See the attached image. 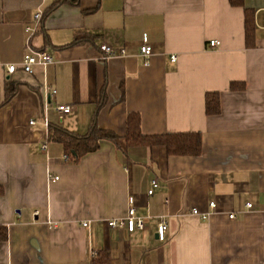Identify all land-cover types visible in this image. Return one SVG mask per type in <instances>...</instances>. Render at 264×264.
Wrapping results in <instances>:
<instances>
[{
    "label": "crops",
    "instance_id": "crops-1",
    "mask_svg": "<svg viewBox=\"0 0 264 264\" xmlns=\"http://www.w3.org/2000/svg\"><path fill=\"white\" fill-rule=\"evenodd\" d=\"M54 1L0 0V264H94L101 253L107 264H264V0H77L48 13ZM144 35L149 67L137 56ZM102 45L127 57L104 61ZM27 51L55 64L10 75ZM207 93L220 95L218 116L206 114ZM59 105L71 113L61 117ZM129 114L145 136L201 134L202 155L124 154L104 141L74 162L49 139L50 126L84 135L94 121L123 138ZM130 197L146 229L110 228Z\"/></svg>",
    "mask_w": 264,
    "mask_h": 264
},
{
    "label": "trees",
    "instance_id": "trees-1",
    "mask_svg": "<svg viewBox=\"0 0 264 264\" xmlns=\"http://www.w3.org/2000/svg\"><path fill=\"white\" fill-rule=\"evenodd\" d=\"M71 2L75 4L77 0H55L53 6L48 10V13L56 9L63 3ZM234 7H244V0H230ZM245 34L246 43L250 47L255 41V19L254 13L250 10H245ZM83 40V39H82ZM81 39H76L73 45L82 42ZM232 90L244 89L243 84H232ZM15 93V92H14ZM14 93L8 95V100L14 96ZM221 113L220 95L218 93H207L206 95V114L208 116H218ZM49 139L51 142L59 143L64 147L66 154L70 161L78 162L83 157L98 151L101 143L104 141L111 142L115 147L127 154L128 150L137 147H163L167 150L169 156L175 157H199L203 151L202 135L199 133H182V134H165L155 136H145L141 131V117L139 114H129L127 118V134L120 138L112 132L100 129L96 123L93 122L89 131L84 134H76L69 132L59 126H50ZM0 229V240L7 239L6 232L2 233ZM100 258L94 260V264H107L108 255L98 254ZM104 262V263H103Z\"/></svg>",
    "mask_w": 264,
    "mask_h": 264
},
{
    "label": "built area",
    "instance_id": "built-area-1",
    "mask_svg": "<svg viewBox=\"0 0 264 264\" xmlns=\"http://www.w3.org/2000/svg\"><path fill=\"white\" fill-rule=\"evenodd\" d=\"M43 14L42 13H38L36 15V20L39 22L42 19ZM32 29L28 28L27 32H30ZM210 46L212 48L214 47H218L220 46V42L218 41H212L210 42ZM100 51L102 54V60L104 61H108V60H112V59H116V58H126L127 57V51L126 50H115L107 45H102L100 47ZM140 58L144 59V66L145 67H149L150 66V59L153 56V49L152 46L150 44L149 38L147 35H144L141 46L139 48V53L137 55ZM172 62H176L177 58L176 56H172L171 57ZM55 64V60L53 58V56H51L48 53H44V52H33V51H27L26 54L23 57V60L21 62L20 65L17 64H11L7 67V71L10 75L15 74V72L20 68L21 70H23L24 72L28 73V74H32L34 73V69L38 66H43V67H47L49 65H53ZM47 92L49 95H56V91L51 89V88H47ZM49 105L46 106L45 108V112L47 113L49 111ZM57 111L58 113L61 115V117L70 114L72 111V108L69 106H65V105H59L57 107ZM44 120V124L45 126L48 128L49 127V121L47 119V117L45 116L43 118ZM36 124L35 121L30 122L31 126H34ZM47 149V146H44V150ZM64 159L67 161L69 160V157L67 155L64 156ZM54 181H58L59 178L55 177L54 179H52ZM151 190L149 191V195L152 196L155 192V190L159 187V182L158 180H153L151 182ZM128 213L126 218L121 219V220H114L112 222L109 223V227L110 228H126L128 230V232L130 233H134L136 231H143L146 229V224L144 222V220L142 218L137 217L136 214V207H135V199L133 197H130L128 200ZM210 207L215 210L216 209V204L215 203H211ZM253 207V205L248 204L247 208L251 209ZM195 216L200 217V219L202 220H207L208 216L204 215V214H200L197 210H193L192 212ZM230 220H234L235 216L234 215H230L229 216ZM84 227H87V224L84 225ZM169 231V226H168V222L165 219H161V221L158 224V228H157V237H158V241L163 243L166 241L167 239V234Z\"/></svg>",
    "mask_w": 264,
    "mask_h": 264
}]
</instances>
